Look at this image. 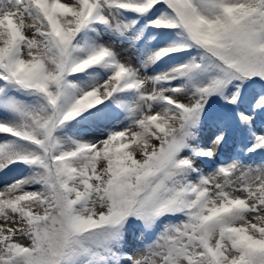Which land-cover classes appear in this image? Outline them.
Here are the masks:
<instances>
[{
	"label": "snow or ice",
	"instance_id": "6c2138e0",
	"mask_svg": "<svg viewBox=\"0 0 264 264\" xmlns=\"http://www.w3.org/2000/svg\"><path fill=\"white\" fill-rule=\"evenodd\" d=\"M0 264H264V0H0Z\"/></svg>",
	"mask_w": 264,
	"mask_h": 264
}]
</instances>
